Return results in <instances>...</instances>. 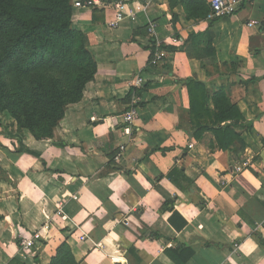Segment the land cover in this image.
I'll use <instances>...</instances> for the list:
<instances>
[{"label":"crops","instance_id":"crops-1","mask_svg":"<svg viewBox=\"0 0 264 264\" xmlns=\"http://www.w3.org/2000/svg\"><path fill=\"white\" fill-rule=\"evenodd\" d=\"M114 1L72 9L96 74L51 139L0 114V264H50L63 243L77 264H264V0L214 21L187 20L181 0H130L134 18L111 30ZM210 23L214 57H188L185 41ZM190 77L223 89L252 124L236 129L242 152L189 135ZM33 233L21 252L16 237Z\"/></svg>","mask_w":264,"mask_h":264},{"label":"trees","instance_id":"trees-1","mask_svg":"<svg viewBox=\"0 0 264 264\" xmlns=\"http://www.w3.org/2000/svg\"><path fill=\"white\" fill-rule=\"evenodd\" d=\"M74 1L0 0V114L7 113L19 130H27L36 140L52 138L67 108L80 102L96 74L86 36L71 25ZM181 4L187 20H206L210 11L206 0ZM210 29L211 23L204 33L189 35L188 57L204 61L214 57ZM181 85L189 101V135L200 140L209 132L219 150L242 152L245 144L236 129L249 132L252 124L225 91L209 90L196 77ZM258 243L264 246L262 240ZM8 264L22 263L12 259ZM50 264L77 263L63 243Z\"/></svg>","mask_w":264,"mask_h":264},{"label":"built area","instance_id":"built-area-1","mask_svg":"<svg viewBox=\"0 0 264 264\" xmlns=\"http://www.w3.org/2000/svg\"><path fill=\"white\" fill-rule=\"evenodd\" d=\"M256 0H211L209 6L210 11L206 17L207 21H214L217 19L227 18L233 16L238 7L241 5H252ZM101 5L100 0H75L73 2V8H91ZM130 0H115L112 2V8L114 9V17L111 21L108 22L107 26L109 29L114 30L119 27L120 22L126 18H134L132 11L130 10ZM256 25L255 22H249L248 26ZM156 26L151 24L147 27V32L149 35L154 33ZM173 43L180 42L177 38L172 39ZM152 46L155 48L156 52L151 61V66H158L163 62L165 58V51L159 47L158 44L153 43ZM141 80L138 79L135 81L136 87L140 84ZM138 108L137 104L133 103L127 112L122 116L124 124V133L129 134L130 127L134 124L135 120L138 117ZM57 215L63 217L62 203L55 205ZM82 239V238H80ZM39 240L38 234L33 233L32 235L25 236L19 234L16 237L17 245L21 252L31 253L36 242ZM236 247V246H235ZM237 248V247H236Z\"/></svg>","mask_w":264,"mask_h":264}]
</instances>
